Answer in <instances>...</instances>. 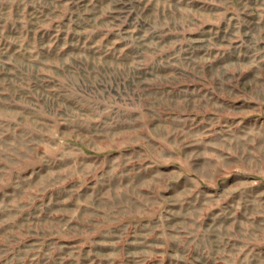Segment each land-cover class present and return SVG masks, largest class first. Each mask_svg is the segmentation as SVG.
<instances>
[{
  "label": "rangeland",
  "instance_id": "rangeland-1",
  "mask_svg": "<svg viewBox=\"0 0 264 264\" xmlns=\"http://www.w3.org/2000/svg\"><path fill=\"white\" fill-rule=\"evenodd\" d=\"M0 264H264V0H0Z\"/></svg>",
  "mask_w": 264,
  "mask_h": 264
}]
</instances>
